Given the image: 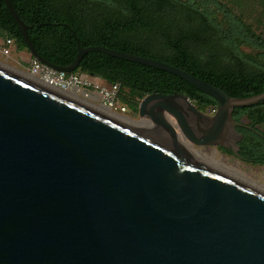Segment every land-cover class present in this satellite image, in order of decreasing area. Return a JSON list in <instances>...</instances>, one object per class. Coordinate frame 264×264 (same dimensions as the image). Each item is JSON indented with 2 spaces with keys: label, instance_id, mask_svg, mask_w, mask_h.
Returning <instances> with one entry per match:
<instances>
[{
  "label": "water",
  "instance_id": "obj_1",
  "mask_svg": "<svg viewBox=\"0 0 264 264\" xmlns=\"http://www.w3.org/2000/svg\"><path fill=\"white\" fill-rule=\"evenodd\" d=\"M3 1L29 55L48 67L73 73L101 53L174 75L217 108L152 93L138 104L152 126L141 129L0 64V264H264V194L184 144L240 159L233 111L264 93L232 98L166 63L77 40L72 64L52 65Z\"/></svg>",
  "mask_w": 264,
  "mask_h": 264
},
{
  "label": "trees",
  "instance_id": "obj_2",
  "mask_svg": "<svg viewBox=\"0 0 264 264\" xmlns=\"http://www.w3.org/2000/svg\"><path fill=\"white\" fill-rule=\"evenodd\" d=\"M9 1L31 27L27 34L36 52L52 65L72 64L77 40L83 48L104 47L166 63L232 98L264 93V38L218 0ZM253 1L264 15V0ZM0 33L19 50L27 51L3 0ZM243 48L256 51L260 61L251 59ZM79 70L119 83L120 102L133 114H137L139 102L152 93L185 95L207 114L217 108L214 99L174 75L105 54L85 55ZM233 119L242 125L236 128L241 136L237 144L241 161L264 167V102L234 109Z\"/></svg>",
  "mask_w": 264,
  "mask_h": 264
},
{
  "label": "built area",
  "instance_id": "obj_3",
  "mask_svg": "<svg viewBox=\"0 0 264 264\" xmlns=\"http://www.w3.org/2000/svg\"><path fill=\"white\" fill-rule=\"evenodd\" d=\"M12 46H14L12 39H5L2 42L0 64L7 65ZM22 73L50 89L77 97L92 107L106 110L111 115L129 119L126 115L132 113L127 105L120 102L121 86L119 83H108L80 70L73 73L60 72L31 56L27 70ZM83 74L86 77H82ZM214 112L215 110H212L210 115Z\"/></svg>",
  "mask_w": 264,
  "mask_h": 264
},
{
  "label": "rangeland",
  "instance_id": "obj_4",
  "mask_svg": "<svg viewBox=\"0 0 264 264\" xmlns=\"http://www.w3.org/2000/svg\"><path fill=\"white\" fill-rule=\"evenodd\" d=\"M224 4L237 16H240L245 24H247L256 34L264 38V15L260 5L253 0H218ZM5 39L0 33V45ZM11 56L6 63L7 66L19 71H25L28 67L30 55L25 50H19L16 45L10 48ZM243 52L248 54L251 59L259 62L258 53L248 48H243ZM79 71V69H78ZM194 104V103H193ZM130 122H142L137 114L130 113L126 115ZM126 119V118H125ZM189 145V144H188ZM190 146V145H189ZM191 147V146H190ZM200 157L213 159L226 167L233 168L242 177L250 182L264 188V167L253 166L247 164L230 155L223 154L218 148L213 147H192Z\"/></svg>",
  "mask_w": 264,
  "mask_h": 264
},
{
  "label": "bare ground",
  "instance_id": "obj_5",
  "mask_svg": "<svg viewBox=\"0 0 264 264\" xmlns=\"http://www.w3.org/2000/svg\"><path fill=\"white\" fill-rule=\"evenodd\" d=\"M26 77H28L27 75H25ZM30 78V77H29ZM32 79V78H31ZM36 81V80H35ZM73 97V96H71ZM75 100H78L80 102H83L81 101L80 99H78L77 97H73ZM84 103V102H83ZM99 110H102L104 111L105 113L109 114L106 110L102 109V108H99ZM111 115V114H109ZM114 116V115H112ZM115 118L123 121V122H126L127 124H130L132 126H135L137 128H141V129H151V124L147 121H143L142 122H130L129 120L125 119V118H122V117H117V116H114ZM185 146H186V149L188 150V152L194 156L195 158H197L198 160H200L201 162H203L204 164H206L207 166L215 169V170H218L224 174H227L229 175L230 177H232L233 179L235 180H238L242 183H245L247 184L248 186L254 188L255 190L261 192L264 194V188L263 187H260L252 182H250L249 180H247L246 178L242 177L239 173H237L236 171L233 170V168L231 169L230 167H226L225 165L213 160V159H208V158H204V157H200L196 151H194L192 149V147H190L187 143H184Z\"/></svg>",
  "mask_w": 264,
  "mask_h": 264
},
{
  "label": "flooded vegetation",
  "instance_id": "obj_6",
  "mask_svg": "<svg viewBox=\"0 0 264 264\" xmlns=\"http://www.w3.org/2000/svg\"><path fill=\"white\" fill-rule=\"evenodd\" d=\"M241 140V139H240ZM240 140L237 142V144L240 142ZM239 151V150H238ZM238 151H237V154H238ZM239 156V155H238ZM232 157L236 158L234 155H232ZM238 159V158H237ZM240 160V159H239Z\"/></svg>",
  "mask_w": 264,
  "mask_h": 264
}]
</instances>
